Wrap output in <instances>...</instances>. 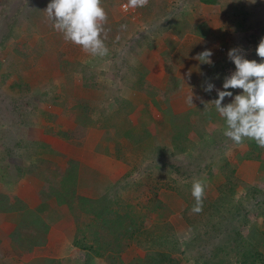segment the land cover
<instances>
[{"label":"rangeland","instance_id":"374dc122","mask_svg":"<svg viewBox=\"0 0 264 264\" xmlns=\"http://www.w3.org/2000/svg\"><path fill=\"white\" fill-rule=\"evenodd\" d=\"M50 2L0 0L1 197L8 195L6 190L2 191L4 187L8 191L18 190L16 178L27 174L39 182L41 189L50 174L53 177L64 171L62 164L67 169L70 161L65 157L58 156L56 163L52 154L42 152V144H47L40 139L46 136L64 141L77 153L83 146H91L94 154L122 163V175L111 181L87 163L82 167L77 162L80 178L72 183L77 193L92 199L107 198L116 208L130 210L141 231L134 240L121 244L108 239L118 248L123 246L119 257L109 249L103 258H93L91 264H131L144 258L145 242L158 232H171L187 250L190 264H195L199 247L190 244L197 229L205 239L201 242L202 251L210 254L214 245L223 246L226 250L220 258L226 264H239L241 260L235 249L241 238L238 233L264 254V148L253 140L236 145L225 137L226 122L210 103L218 99L217 90H225V77L236 70L228 57L231 49L239 48L245 58L261 62L256 49L264 38V0H216L215 4H203L200 0H149L146 7L135 9L133 14L121 8L127 0H102L108 14V52L104 56H93L65 41L45 12ZM124 19H129L130 31L121 24ZM206 29L205 37L195 33ZM205 50L213 53L211 65L195 59ZM135 69L145 74L149 85L157 87L156 95L165 90L170 94L168 85L176 90L170 108L175 115L184 114L185 123H189L186 153L170 159L161 150L165 146L169 155L174 153L169 128L150 97L130 87L137 78L133 75ZM92 77L96 87H85V79ZM208 83L215 86L211 92L205 91ZM227 91H232L233 97H226L224 104L231 103L243 90ZM192 92L194 105H189L187 97ZM114 96L148 109L159 124L160 135L133 151L118 153L115 124L102 117L109 116L106 107L111 108L110 99ZM67 102L70 106L78 105L72 115L63 106ZM82 115L91 117L95 124L82 142L55 135L76 129L75 121ZM119 156L125 159L118 160ZM195 180L205 186L206 205L200 213L192 212L196 203L191 195ZM40 192L43 210L51 223L54 221L53 225L63 218L58 210L65 209L69 225L67 231H59L68 237L66 246L52 238L54 245L59 246L45 249L51 227L45 233L43 225V229L19 225L24 242L10 248L8 241L0 238V264H86L85 254L73 245L83 219L75 217L71 210V206L77 205H58L55 195L43 197ZM165 224L170 227L165 228ZM215 224L219 227L212 229ZM43 240V245H37Z\"/></svg>","mask_w":264,"mask_h":264},{"label":"trees","instance_id":"16d2710c","mask_svg":"<svg viewBox=\"0 0 264 264\" xmlns=\"http://www.w3.org/2000/svg\"><path fill=\"white\" fill-rule=\"evenodd\" d=\"M200 2L203 4H215L216 0H200ZM121 24L125 26L126 30H131L129 19L122 20ZM207 31L208 29L203 32L196 31L195 33L205 37L207 36ZM133 75L138 79L136 78V81L132 82L130 87L134 91L143 92L150 97L152 106L164 116V120L169 128L168 133L171 139L170 147L173 148L174 153L169 155V150L165 146H163L161 150H163L167 158L170 157V159L186 153L188 150L187 142L189 141L187 136L189 123H185L184 114L175 115L170 108L171 98L176 90L172 89L171 85H168V87L171 88L169 89L170 94L165 90L158 91L159 95H156L157 87L152 84L149 85L145 74L135 69ZM84 83L85 87H90V89L96 87L93 77L86 78ZM171 91H173V94ZM69 103L67 102L63 104V106L65 110L69 111L72 115L75 113L78 105L72 104L70 106L71 103ZM110 105L111 108L106 107V112L109 116L103 115L102 117L104 120H111L110 122L115 124L114 129L118 139L116 146L119 147L116 151L118 153L122 154L124 150L133 151L145 145L147 140H154L156 136L160 135L159 124L148 109L138 108L132 102L121 96H114L110 99ZM162 105H165L166 109H163ZM102 117L99 120L100 122L103 121ZM86 119H88V121ZM91 122V117L87 116L85 118L84 115H82L77 117L75 121V123H77L76 129L71 132L62 131L55 135L63 140L77 143L82 142L87 137L91 127L95 126V124ZM100 122L98 125H100ZM99 128H101V126H99ZM121 140L125 141L127 146L122 144ZM185 141H187V144ZM46 151V148L42 150V152ZM117 158L118 160L125 159L124 156H119ZM72 171H74V174L71 173ZM49 178V180L47 178V181L44 180L40 192L41 195L43 197L47 196V194L55 195L54 199L57 200L58 205H62L63 203L71 205L74 203L77 205V207L73 206L74 208L71 206V210H74L75 213L74 216L77 218L80 216L83 217L82 221H79V227L77 228L73 245L85 254L86 264H91L93 258H103L109 249H112L114 253L112 254L113 256L116 258L119 257L123 246L120 245L118 248L116 244L132 241L137 237L136 235L141 234L140 228L137 226V221L133 217L134 214L130 210L123 211L118 207L116 208L107 198L92 199L77 193L76 186L72 183L80 178L79 163L70 161L65 171L59 172L53 177L52 174H50ZM46 188L51 192L48 190L45 191ZM185 199H188V197ZM204 202L206 203V200H204ZM23 205H20V200L16 201L15 205H12L8 199L0 197V210L5 212L20 210L23 213L20 226H24L23 224L29 226L31 224L32 227H40L43 229V225V230H45L46 233L49 226L42 220L40 214ZM205 205L206 204H203L204 207ZM209 207L208 205V208ZM156 208L160 207H155V209ZM76 210L77 212H75ZM20 226L15 233L12 234L13 236H11V239L19 245L23 238L22 233H20V228H22ZM164 227L169 228L170 226L169 224H165ZM215 227L217 229L219 224L213 225L212 229H215ZM155 228H159V226H155ZM208 231L205 232L206 237L209 235ZM154 234L156 235L155 237H150V240L145 242V245H147L144 247L146 249L145 257L137 258L135 262L131 264H190L192 260L187 258V250L181 247V244L171 232L166 235L159 232ZM194 234H196L195 238L191 240L192 242L190 245L193 246V248L199 247L196 249L197 256L194 258L196 261H194L195 264H226L225 260L220 258L223 251L226 250L223 249V246L214 245L213 251L210 254H205L201 249V242L205 241L204 235L199 232L198 229ZM238 235L241 238L240 241L237 242V247L235 249L239 251L241 257L239 264H264V254L251 245L249 240L244 239L241 233H238ZM108 239H113L116 241V244L112 245L108 242ZM23 242L24 240L21 243ZM44 243L45 240L37 245H43ZM47 261L50 262L52 260Z\"/></svg>","mask_w":264,"mask_h":264},{"label":"clouds","instance_id":"9594fccd","mask_svg":"<svg viewBox=\"0 0 264 264\" xmlns=\"http://www.w3.org/2000/svg\"><path fill=\"white\" fill-rule=\"evenodd\" d=\"M148 3L149 0H127L122 8L128 11L146 7ZM45 12L54 21V29L63 34L65 41L80 46L83 51L93 56L107 54L105 24L108 14L102 0H51ZM256 52L261 62L245 58L239 48L229 51L228 57L235 64L236 70L225 77V90H217L218 99L210 103L215 105L216 111L226 122L227 127L223 133L225 137L236 145L245 140H253L260 148H264V38L261 39ZM212 55L211 50H205L195 59L211 65ZM214 87L208 83L205 91L211 92ZM227 89L243 91L242 94L235 95L231 103L224 104L226 97H233V92ZM187 103L194 105L193 92L187 97ZM208 104L206 103V107ZM191 195L196 202L192 212L200 213L205 196L202 181L193 182Z\"/></svg>","mask_w":264,"mask_h":264},{"label":"crops","instance_id":"0c3cea01","mask_svg":"<svg viewBox=\"0 0 264 264\" xmlns=\"http://www.w3.org/2000/svg\"><path fill=\"white\" fill-rule=\"evenodd\" d=\"M40 141L41 143L43 142L47 144H42V148H46V152L49 155L52 154V157L56 158V163H58L59 160L58 156H63L65 157L66 161L69 160L79 162L82 167H84L83 164L87 163L92 169L106 174L111 179V181H114L116 178L122 175V163H119V161L113 162L108 158L109 156L106 155L94 154V150L91 148V146L90 149H88L85 145L83 146V148H81L80 151L78 150L77 153L75 149L66 145L64 141H60L55 138H48L44 136L40 139ZM64 164H62V168L65 171ZM14 181L19 187L18 190L8 191L6 187H4L2 191L6 190L8 193V195L3 194L4 198L8 199L12 205H15L18 199L22 200L28 209L37 211L42 217V220L45 221V223L48 224L49 227H51V230L49 231L47 236L48 241L44 244L45 249H48L50 247L57 248L60 245L59 240H61L62 242L61 245H65L68 240V237L66 235H61V232L59 231V229L67 231V225H69V220L67 218L65 209L63 208L62 210H58L59 214L62 215L63 218L59 222L55 223V225H53L54 221L53 223H51L49 216L47 215V213H45L46 211L43 210V199L38 195L39 190H41L38 188L39 182H37L36 180V182H34L33 178L27 177V174L26 176L16 178ZM10 182L12 184V181ZM10 182L7 183L10 184ZM9 184H7L8 188H10L11 186V184ZM22 216V212L20 214L18 213V211L15 210L11 212H5L0 210V238L8 241L10 248L19 246V244H17L13 239H11V236H13L12 234H14L15 231L19 228ZM52 238H58L57 241L59 242V245L55 246L54 242H52ZM44 257H46V255Z\"/></svg>","mask_w":264,"mask_h":264},{"label":"built area","instance_id":"2783aa9c","mask_svg":"<svg viewBox=\"0 0 264 264\" xmlns=\"http://www.w3.org/2000/svg\"><path fill=\"white\" fill-rule=\"evenodd\" d=\"M124 4H126V2L123 3L122 5H124ZM121 8H122V6H121ZM122 10H123V8H122ZM124 12H128V13L130 12L131 14H133L135 12V9H129L128 11H124Z\"/></svg>","mask_w":264,"mask_h":264}]
</instances>
